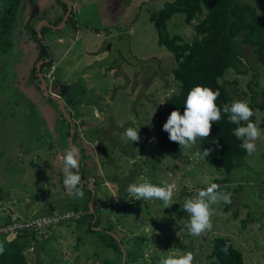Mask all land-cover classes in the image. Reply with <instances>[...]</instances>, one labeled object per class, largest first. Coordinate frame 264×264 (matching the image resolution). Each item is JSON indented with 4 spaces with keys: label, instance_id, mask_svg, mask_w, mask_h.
Returning <instances> with one entry per match:
<instances>
[{
    "label": "rangeland",
    "instance_id": "obj_1",
    "mask_svg": "<svg viewBox=\"0 0 264 264\" xmlns=\"http://www.w3.org/2000/svg\"><path fill=\"white\" fill-rule=\"evenodd\" d=\"M174 1L22 0L26 25L33 32L21 44L32 56L19 61L20 54L11 51L0 57V229L8 218L26 221L73 211L82 198H88L83 187L88 184L96 188L100 208L97 229L115 225L112 235L123 238L129 251L137 253L131 264H159L171 249L176 255L193 252V264H208L210 242L217 235L234 241L244 264H264V136L248 157L249 166L235 169L230 184H218L221 189H230L231 203L212 205V231L198 237L188 231L189 217L183 204L215 179L224 178V172L195 158L200 151L196 144L187 149L183 164L156 150L157 112L164 107L169 92L177 89L173 71L178 64L159 44L150 15ZM242 1L262 12L261 0ZM69 3L75 4L74 14L64 28L39 30L42 21L47 28L54 26ZM193 25L186 24L183 14H176L168 22V30L191 43L195 39ZM45 44L53 61L46 70V89L32 65L43 54ZM240 46L251 74L238 75V87L247 90L254 72L256 81L264 85V67L250 47ZM229 90L233 100L239 101L241 96L232 87ZM55 98L62 101L65 112L73 111L77 146L83 150L81 170L77 171L81 180L76 188L65 186L60 164L53 166L58 155L71 150L68 123ZM253 111L251 121L264 132L260 127L262 113ZM42 125L46 133L41 132ZM129 127L140 130L138 142L124 136ZM112 177L127 179L121 184L124 189L134 182L174 183L172 206L165 209L161 200L130 196L128 209L119 203L118 193L123 188L113 183ZM247 217L250 220L244 229ZM88 221L79 224L72 218L55 228H44L38 240L41 245L26 252L29 263L104 264L103 241L99 234L89 232ZM5 236H0V243ZM12 238L7 236L8 241ZM129 251H123L127 261ZM117 258L110 256L111 264H120Z\"/></svg>",
    "mask_w": 264,
    "mask_h": 264
},
{
    "label": "trees",
    "instance_id": "obj_2",
    "mask_svg": "<svg viewBox=\"0 0 264 264\" xmlns=\"http://www.w3.org/2000/svg\"><path fill=\"white\" fill-rule=\"evenodd\" d=\"M21 2L22 0H0V57L7 55L13 49L14 45L10 35L20 24L18 15L21 11ZM261 2L263 4L262 12L256 5L242 0H175L159 12L151 13L150 20L157 30L159 44L173 54L178 64L173 71L177 89L166 99L164 107H160L157 112V132L154 140L157 146L156 150L176 163H184L187 149H181L179 143L170 141L169 134L163 130V125L172 111L179 110L183 114L187 95L196 86L208 87L213 91L219 90L220 96L216 103L221 107V110L225 104L231 105L234 102L229 90V87H232L241 96L239 101H248L253 110L262 113L260 127L264 130V85L261 86L256 81V72L252 73L247 90L238 87L237 78L238 75L248 77L251 74V70L246 67L244 62L241 44L250 47L257 56L259 64L264 67V0ZM66 6L64 7L67 8ZM176 14H183L187 25L192 26L196 21V24L193 25L195 39L191 43L184 41L180 35L172 36L169 33L168 22ZM52 64L53 61L48 66H52ZM254 86L258 89L256 90ZM251 122L256 123L255 120ZM68 127L70 130V125ZM236 127L237 125L228 122V114L222 112L221 120L218 123L213 122L210 136L206 139H198L196 142L201 153L204 149L211 150L210 156L203 160L224 172V178L215 179V184H230L233 181H231V174L235 169L249 166L246 165V161L250 155L240 147L241 141L233 135ZM40 130L42 133H46L47 129H44V125H42ZM74 132L73 144L79 149L81 158H84L83 150L77 146L79 134L76 128ZM68 135L71 136V133L68 132ZM151 142L153 143V141ZM53 166H56V163ZM79 169L81 170V168ZM0 172L2 173L1 169ZM126 180L119 181L113 177L111 179L113 183L120 184L119 187L123 188L118 193L121 200L119 203L129 209L132 201L127 191L128 187L124 189L121 185L122 181ZM83 187L88 192V198H82L81 205H76L73 211L58 212V215L76 214L79 218L75 220L79 224H84L83 222L89 218V232L99 234L104 244L103 249L106 256L103 263L111 264V256L118 257L117 261L119 260L120 264H123V251L125 249L129 251L125 245L126 242L123 238L112 235L114 232L112 229H115L114 224L97 229L100 208L98 207L96 188H89L88 184H84ZM183 189L184 187L181 188V190ZM229 190L225 189L224 191L229 192ZM234 191L237 192V190ZM54 214L55 212L48 216ZM235 215L238 217V213ZM11 220L13 219L8 218L5 224L11 223ZM249 220L250 218L247 217L243 221L244 229ZM65 222L67 221H62L59 224ZM51 228L55 227H49V229ZM1 235L6 236L2 242L5 252L0 255V264H30L26 252L36 244L41 245L34 233L26 232L10 241L7 239L9 235L0 231ZM225 245H229L227 254L222 250ZM181 247L185 248L184 245ZM210 248L208 264L245 263L242 252L235 247L234 241L226 236L217 235L214 237L210 242ZM41 249H44L43 245ZM129 255V261H127L128 256L126 259L127 264L133 263L138 257L136 251L130 252Z\"/></svg>",
    "mask_w": 264,
    "mask_h": 264
},
{
    "label": "clouds",
    "instance_id": "obj_3",
    "mask_svg": "<svg viewBox=\"0 0 264 264\" xmlns=\"http://www.w3.org/2000/svg\"><path fill=\"white\" fill-rule=\"evenodd\" d=\"M171 94L169 92V95ZM219 96V90L213 91L211 88L203 86L194 87L187 95L183 114L179 110L172 111L163 125V130L169 134L170 141L179 143L181 149H191L198 139H206L210 136L213 122L218 123L223 112L228 114L230 124L237 125L233 135L241 141L240 147L246 150L248 155H252L257 150L256 141L264 136V132L256 123L251 122L254 115L253 109L248 101L241 100L234 101L231 105L225 104L221 110V107L216 103ZM139 132L140 130L129 127L125 130L124 136L132 142H138L140 140ZM210 154L211 150L204 149L202 153L197 151L195 158L202 160L209 157ZM78 159L79 149L75 147L60 157V165L65 177L64 183L69 188H76L81 180L78 172L74 171L78 169ZM175 189L174 183H165L160 186L144 181L130 184L127 191L137 200H161L166 209L172 206ZM77 194L83 197L82 191ZM221 201L230 204L231 193L221 190L220 185L215 183L200 190L196 196L186 199L183 209L189 217L187 227L191 235L198 237L212 231L211 218L215 215L212 205ZM228 247L229 245H225L222 249L225 254L228 252ZM4 252V244L0 243V255H3ZM167 253L159 264H193L195 260L193 252L190 251L183 255H176L171 249Z\"/></svg>",
    "mask_w": 264,
    "mask_h": 264
},
{
    "label": "flooded vegetation",
    "instance_id": "obj_4",
    "mask_svg": "<svg viewBox=\"0 0 264 264\" xmlns=\"http://www.w3.org/2000/svg\"><path fill=\"white\" fill-rule=\"evenodd\" d=\"M65 5H67V4H65ZM66 7H67V8H65L66 12L61 14L60 19H57V21L54 24V26L47 28L45 23L42 21L40 23L39 30H42V28L43 29L46 28L48 31H49V29H50V31H52V30H56V29L59 30L61 28H64L65 25L62 26V24H63L62 21H63L64 16H66L67 13H68V5ZM26 14H27V12H26ZM26 14L24 12V8H23L22 2H21V11H20V14L18 15V20H19L20 24L17 25V29H15L14 32L11 33V35H10V38L12 39V44L14 45L12 51H14V53L20 54V57L18 56L20 58L19 61L20 60L27 61L28 58L32 56L31 53H30L29 48L24 43H23V45L21 44L22 40H26L27 39L28 33L29 32L30 33L33 32V30L26 25V20H27V15ZM70 14H71V16H70ZM70 14H69L70 17H68V19H71V17L74 14V12H71ZM59 27H61V28H59ZM35 31H37V30L35 29L34 33H35ZM60 40H62V38H60ZM41 41H43V38H41ZM44 51H46V54H45ZM41 52L43 54L42 55L40 54V56L37 58V60L32 65H33V68L35 66L34 69H36V71L38 73V75H37L38 80L43 85V81L45 82L46 70H47L48 64L52 61V56H51L50 51L48 50V45L47 44L43 45V48H42ZM11 54H13V53H11ZM38 64H39V66H38V70H37V65ZM56 97H58V96H56ZM55 99L57 101H59V102L61 101L60 99L59 100L57 98H55ZM60 105H61V103H60ZM61 109H62L63 116L65 117V119L67 120L66 122L68 123V124H66L68 132L71 133L72 128H74V126H75V122H74V119H73L74 113H73L72 110H71L70 113L69 112H65L64 104H63V108L61 107ZM69 125L71 127L70 130H69V127H68ZM75 128H74V130H75ZM68 137H70V139L72 138V136H69V135H68ZM72 142H73V138H72ZM70 149H72L71 145H70ZM58 156H60V155H58ZM89 188H92V187H89Z\"/></svg>",
    "mask_w": 264,
    "mask_h": 264
},
{
    "label": "built area",
    "instance_id": "obj_5",
    "mask_svg": "<svg viewBox=\"0 0 264 264\" xmlns=\"http://www.w3.org/2000/svg\"><path fill=\"white\" fill-rule=\"evenodd\" d=\"M52 73L55 71V66L52 68ZM60 157H57L56 165L60 164ZM60 166V165H58ZM67 218V219H66ZM78 219L79 216L73 213H68L65 215H58L55 213L53 216L37 217L33 220H15L7 224L0 231L7 235H13L17 237L18 235H23L26 232L34 233L37 239H40L44 234V228L48 229L49 227L57 226L62 221H68L69 219Z\"/></svg>",
    "mask_w": 264,
    "mask_h": 264
},
{
    "label": "water",
    "instance_id": "obj_6",
    "mask_svg": "<svg viewBox=\"0 0 264 264\" xmlns=\"http://www.w3.org/2000/svg\"><path fill=\"white\" fill-rule=\"evenodd\" d=\"M68 13H67V15H66V17H65V20L63 21V24H62V26H64L65 24H66V22H67V20H68V17H69V14L72 12V10H73V6L69 3L68 4ZM59 28H61V27H59ZM43 88L44 89H46V83L43 81ZM60 103H61V107L63 108V103H62V101H60ZM73 135H74V128H72V130H71V136H72V138H73ZM72 138L70 139V145H71V148H73V147H75L74 146V144H73V142H72ZM76 148V147H75ZM80 159H81V157H80V153H79V159H78V169H79V163H80ZM77 169V170H78ZM157 238V234L156 235H154V238ZM124 250V249H123ZM126 255H125V253H124V264H126Z\"/></svg>",
    "mask_w": 264,
    "mask_h": 264
},
{
    "label": "crops",
    "instance_id": "obj_7",
    "mask_svg": "<svg viewBox=\"0 0 264 264\" xmlns=\"http://www.w3.org/2000/svg\"><path fill=\"white\" fill-rule=\"evenodd\" d=\"M74 6H75V4L73 5V10H72V12H74ZM74 22H76V23H78V20H77V16L75 15V18H74ZM1 169V168H0ZM1 173V172H0ZM15 218V217H14Z\"/></svg>",
    "mask_w": 264,
    "mask_h": 264
}]
</instances>
